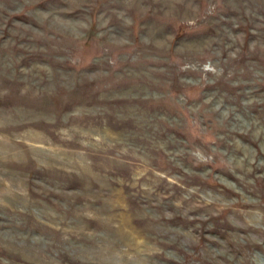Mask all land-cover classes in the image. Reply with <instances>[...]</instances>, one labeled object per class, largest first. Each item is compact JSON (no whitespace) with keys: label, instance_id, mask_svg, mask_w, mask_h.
<instances>
[{"label":"rangeland","instance_id":"374dc122","mask_svg":"<svg viewBox=\"0 0 264 264\" xmlns=\"http://www.w3.org/2000/svg\"><path fill=\"white\" fill-rule=\"evenodd\" d=\"M0 264H264V0H0Z\"/></svg>","mask_w":264,"mask_h":264}]
</instances>
